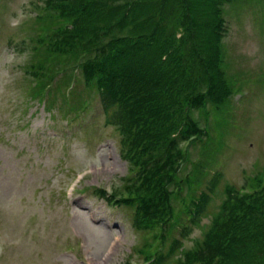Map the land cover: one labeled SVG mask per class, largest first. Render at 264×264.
Masks as SVG:
<instances>
[{"label": "rangeland", "instance_id": "1", "mask_svg": "<svg viewBox=\"0 0 264 264\" xmlns=\"http://www.w3.org/2000/svg\"><path fill=\"white\" fill-rule=\"evenodd\" d=\"M230 2L223 6L222 53L232 90L218 109L193 114L206 135L183 143L189 160L178 171L184 180L175 182L183 185L173 197L176 209L183 200L191 218L193 199L206 191L213 171L222 173L195 223L180 214L190 228L177 237L193 249L220 211L224 185L249 190L250 178L264 174V0ZM41 4L0 0V264H149L162 244L159 233L133 228L131 210L109 205L99 192L127 194L117 190L131 175L119 133L83 81L68 79L71 87L55 91L63 74L50 79L44 51L34 46Z\"/></svg>", "mask_w": 264, "mask_h": 264}, {"label": "trees", "instance_id": "2", "mask_svg": "<svg viewBox=\"0 0 264 264\" xmlns=\"http://www.w3.org/2000/svg\"><path fill=\"white\" fill-rule=\"evenodd\" d=\"M42 1L34 46L44 51L50 79L63 74L54 89L74 79L96 91L131 171L117 190L141 203V228L153 236L172 218L168 187L185 158L180 144L205 132L192 111L230 92L221 38L222 8L232 0ZM226 212L222 206L184 261L167 264H264V182L254 194L235 196Z\"/></svg>", "mask_w": 264, "mask_h": 264}, {"label": "bare ground", "instance_id": "3", "mask_svg": "<svg viewBox=\"0 0 264 264\" xmlns=\"http://www.w3.org/2000/svg\"><path fill=\"white\" fill-rule=\"evenodd\" d=\"M101 260H102V258H101ZM92 261H93V260H92ZM92 261H91V262H92ZM100 263H101V261H100ZM105 264H107V262H106Z\"/></svg>", "mask_w": 264, "mask_h": 264}]
</instances>
